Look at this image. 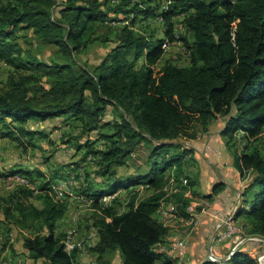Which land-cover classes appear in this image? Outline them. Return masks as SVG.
<instances>
[{"label": "trees", "instance_id": "1", "mask_svg": "<svg viewBox=\"0 0 264 264\" xmlns=\"http://www.w3.org/2000/svg\"><path fill=\"white\" fill-rule=\"evenodd\" d=\"M129 2L0 0V60L11 68L0 90V137H10L26 148L22 137L49 134L27 129L24 124L29 120L71 118L79 134L65 132L63 141L84 149L82 160L95 159L94 170L67 168L48 179L38 170L39 175L25 168L10 170L40 183L36 191L22 186L0 196L4 212L3 218L0 214L4 235L0 257L6 247L11 255L15 253L10 231L16 226L35 232L25 236L23 244L32 264H78L79 257L83 259L80 246L66 237L67 231H58L69 202L56 200L49 191L55 180L74 172V182L77 178L79 182L76 192L93 200L88 226L97 233L88 250L91 259L82 264H177L174 252L159 249L170 231L158 215L159 206L167 199L181 216H188L192 177L169 171L184 158L178 150L184 147L180 139L188 123L196 118L208 127L219 116L225 118L223 134L230 138L246 131L245 148L235 152V163L241 172L252 169L253 173L243 194L249 207L237 215L247 212L248 233L264 237V0H141L132 6ZM120 13L135 15L130 24H107ZM158 15L164 27L161 37L157 29H150V23L157 21L148 19ZM140 20L144 29L138 31L134 26ZM20 29L31 30L42 44L56 47V57L48 61L22 45V35L32 41ZM176 34L190 51L189 59L178 63L164 56L158 74L154 65L166 55L164 40L175 41ZM101 42L107 52L99 63L77 60L86 47ZM141 58L145 62L140 63ZM44 76L48 81H41ZM143 146L148 152L141 166L149 170L120 174L123 167L139 165V170L134 157ZM104 176L118 181H104ZM129 177L135 182H129ZM171 179L174 193L169 194L166 187ZM136 185H147L154 192L142 198L133 189L124 199L115 196L109 203L102 202L105 195ZM256 187L249 200L247 192ZM219 189L216 185L215 191ZM64 242L70 250H65ZM241 248L225 262L207 258L202 264H262L258 256ZM114 253L121 256L120 262L109 257Z\"/></svg>", "mask_w": 264, "mask_h": 264}, {"label": "rangeland", "instance_id": "2", "mask_svg": "<svg viewBox=\"0 0 264 264\" xmlns=\"http://www.w3.org/2000/svg\"><path fill=\"white\" fill-rule=\"evenodd\" d=\"M122 1H127V0H112L113 4H117L119 2ZM130 5H134V3L136 2H140L141 0H129ZM164 0H160V3H163ZM146 5V4H144ZM126 9V8H125ZM135 14H132L130 17H128L127 15L120 13V15L118 14L117 17L113 20H107V24L115 27V26H119L120 24H130L131 19L134 17ZM116 16V15H113ZM161 15H158L155 17V21L160 22L162 21V18L160 17ZM150 21H152L153 19L151 17L148 18ZM143 20H140L136 23V25L134 26L135 29H137L138 31L143 30L144 28H141L140 23ZM146 21V20H145ZM148 25V24H147ZM179 25V29L182 30L183 29V25L182 23H178ZM152 28L157 29V27L154 26V23L152 25ZM20 34H27L28 35V39L30 41H32V44H30L27 39L22 35L19 38V41L22 45H24L25 47H32L33 49H35V51L39 54L41 53L45 59H47L48 61L50 60L51 57H56L57 54V48L51 45H47V44H42L40 41H38V39L35 37V35L33 34V32L31 30H27V29H20L19 30ZM176 40L172 41V42H168V44L166 45L167 47H165L164 43L165 41H167L168 39L166 38L164 40V43L162 46H164V53H166V57H170L172 59H174V61L178 62V63H185L188 61L189 56H190V51L188 50V48L186 47V45L183 44V41L179 39V34H176ZM166 44V43H165ZM107 52V46H104L101 43H95L93 45H90L88 47H86L85 51H83L80 56L78 55V61L87 63L88 65H94L100 62V60L102 59V57L105 55V53ZM165 58V57H164ZM182 65V64H181ZM159 66H157L155 68V72H158V74L160 73V69L158 68ZM11 72V68L4 63L2 60H0V90H2L8 81L9 75ZM48 77L44 76L42 77L41 81L42 82H46ZM65 118V117H62ZM106 118H112L111 114H107ZM34 122H36V120H32ZM71 123H70V122ZM43 122V121H41ZM49 124H40V126L42 127V130H45L46 132L49 133V136L45 137V138H38L39 143L37 141L36 144L37 146H29L27 149L22 148L21 146H19L17 144L16 141H10L8 142V140H4L1 139L0 140V158H2L3 160H5V164L7 165V167L10 166H20V167H25L27 169H31L34 170V168L36 169H40L41 171H45L46 174H44L45 176L43 178H49L51 175V172L53 171L52 169L54 168H59L60 165L62 163H65L67 167H70V164H74V162H81L83 163L82 157L84 154V149L80 150V149H76L75 146L73 145H69V143H65L63 141V133L65 132H70L73 134L78 135L79 134V129L78 127H76L75 125V120L69 118V119H61V120H53L50 119V121L48 122ZM27 126V124H25V127ZM30 127V129H35L32 127H35L33 124L28 125ZM40 127V128H41ZM27 128V127H26ZM37 128V127H36ZM246 133V131L244 130H240L238 132H236L235 134V139H231L230 142L232 143V146H236L235 144V140H237V142L242 141L241 145L243 147H245V143H246V138H244V134ZM264 133V131H263ZM92 139L96 138V133H93L91 135ZM230 138V137H229ZM244 138V140H243ZM85 141V137L82 138L81 143ZM262 142L259 141V144H261ZM98 145V143L96 144ZM143 148L141 149L139 155H136V160H140L145 157L147 155L148 150H143ZM142 164V163H139ZM139 165H135L134 167L136 168ZM88 167H91V165H86L84 164L82 166V169H84V173L85 171L88 170ZM134 167L132 166L131 169L129 168H124L122 170V175H126L129 173H132V171L135 173L137 171H140V173H145L149 170L148 166H142L139 167V170L136 168L134 169ZM9 172V174L7 173ZM16 173V172H15ZM21 173V172H20ZM18 173V174H20ZM24 173V172H22ZM252 169H245V171L242 172L243 177H246V182H248L250 180V178L252 177ZM4 174H8L4 175ZM26 174V173H24ZM133 174V173H132ZM14 174H12L11 171H5L2 172V174H0V196H7L11 190H15L20 186V184L16 183L17 179H14L13 176ZM49 175V176H48ZM12 176V177H11ZM67 176H75L76 174L74 172H70V174H68ZM70 178V177H69ZM37 179V178H36ZM57 179L54 182H58V180L62 181L63 180H67L66 179ZM94 179L96 181H101L100 177H95ZM31 180L33 182L29 183V187L30 189L36 191V186L32 185V183H37L38 182V188H39V183L40 180H36L34 181L33 178H31ZM104 181H108V182H115L118 181L117 178H115L114 176H104L103 177ZM59 181V182H60ZM72 181V182H71ZM129 182H135V178L133 177H129L128 179ZM69 182V183H68ZM67 190L69 192L68 194H64V190L63 191H58L57 193L54 191H51V195L55 197L56 200H61V202H63V200H68V202H71V205L69 207V212L68 215L64 218V220L62 221V229L60 232L62 231H67L66 233V237L67 235L70 236L71 241L73 244H78L80 246V248H78V250L83 252V259H81L79 257L78 259V264H82V260H89L91 259L90 257L92 256V254L88 251L90 247H88L89 245H91V247L94 245L95 240L97 238V233L96 230H94V227H90L88 226V224L90 225L91 223V213L94 210V208L92 207V202L93 200L86 197L85 195H82L80 193H77L75 190V187L78 184V178L76 180V184L74 182V179L67 181ZM70 184V185H69ZM174 182L172 181V179L170 180V184L169 186H167V190L169 192V194L174 193L172 192V190L174 189ZM145 186V185H144ZM143 185L140 186V188L144 187ZM172 186V187H170ZM25 187V186H24ZM64 187V184H63ZM77 188V187H76ZM128 187H125L124 189H126ZM63 189V188H61ZM144 190V189H143ZM171 190V191H170ZM258 191V188H254L251 189L247 192V197L249 198V200L252 199L254 193ZM41 192V191H40ZM38 192V193H40ZM54 193V194H53ZM56 193V194H55ZM191 194V192H189ZM69 196L70 198H80V199H70L69 201ZM114 197V195H105L104 198L102 199V202L104 203H109L112 198ZM191 197H193V195L191 194ZM193 198H197V197H193ZM199 199H203V205L205 204H211V199L209 197H198ZM244 198L241 197V199H238L236 201V206L234 208V210H231L233 212L232 216L234 219L237 220V222L239 224H237L238 226H242L244 227V229L246 230V234H238L236 235V238H244L247 236H251L253 238H257V239H262L261 236L259 235H251L248 233L247 228L245 227L244 223L246 222V220L249 219L247 212L246 213H242L240 214L238 217H234L236 216V211L241 207L239 206L241 204V202H243ZM32 202L36 203V204H40L39 200L37 198H33ZM163 205L165 204V207L167 208L168 205L167 203H173V202H169L167 199H164L162 201ZM161 204V206H162ZM164 207V208H165ZM187 208V207H186ZM68 209V208H67ZM171 209L167 208V211H170ZM194 214V210L192 211ZM202 213H205V207L204 206H196L195 209V215L200 216L203 215ZM0 214L2 216V218L4 217V212H3V207L0 205ZM161 215V217L164 216L163 212L159 213ZM170 214V213H169ZM74 216H75V221H74ZM230 215L229 218L232 217ZM167 216H165L166 219ZM90 218V220H89ZM184 219H182L181 221H175L176 219H171L170 224H172L173 222L175 223H181V226L184 228L183 232L185 234L187 233H191L192 230L194 229V224H195V217H193V222L192 219L188 220L189 214L188 216H183ZM161 219V218H160ZM163 218V224H164V220ZM230 220L226 217V221ZM192 222V223H190ZM244 222V223H243ZM76 227L78 229V231L80 232L79 237L78 234H74L77 233L76 231ZM11 230L14 233H11V241H14L13 244V248L11 246V250H13L12 252H15L13 255V258L16 256H20L23 260H22V264H32V259H29V257L25 254V248L23 247L24 244V239L25 236H32L34 235L35 232H33V230L29 229V228H21V227H16L13 226L11 228ZM84 234V236L82 235ZM184 238V237H183ZM259 245H262V247L259 249L260 253H262L263 249H264V244L263 243H258ZM86 247H88V249H85ZM240 249V248H238ZM25 251V252H24ZM260 253L258 254V252L255 253V255H260ZM230 255V254H229ZM109 257L113 258L115 261H121V256L119 254H112ZM210 259V257H208ZM17 260V259H16ZM13 261H15L13 259ZM181 262V261H180ZM262 262V261H261ZM18 263V262H17ZM2 264H8L6 261H4ZM19 264L20 261H19Z\"/></svg>", "mask_w": 264, "mask_h": 264}, {"label": "crops", "instance_id": "3", "mask_svg": "<svg viewBox=\"0 0 264 264\" xmlns=\"http://www.w3.org/2000/svg\"><path fill=\"white\" fill-rule=\"evenodd\" d=\"M153 23H154V26L157 27V30H158L157 36L161 37L163 34L162 31L164 27L161 25V23L159 24V22H151L150 24L152 25ZM151 28L152 26L150 27V29ZM164 56L165 54L161 57L160 61H158V63L154 65L155 68L159 66L158 68L161 70L160 63L162 59L164 58ZM142 62H145L144 58H141L140 63ZM61 119H65V118L61 117V118L53 119V120H61ZM41 121L34 122L32 120H29L25 124H27L26 126L27 129H30L28 125L33 124L35 126V127H32V128H35L34 130H42V127L40 126V124L41 123L49 124L48 122L50 121V119H47L43 122ZM224 128H225V118L221 116L209 122L208 127H206L205 125H202L198 120H196V118L191 120L185 129L183 137L180 139L184 147L179 149L178 153L182 155L184 154V158L179 164H174V166H172V169H170L169 172H171V174L173 175L177 173V170L178 172L180 170L181 175L182 174L190 175L192 177V184L189 190L191 191V194L193 195V197L198 198V197H204L205 195H210V199L213 202V207L215 209L216 208L222 209L224 212H226L230 208L231 210H234L236 206V201L239 198V196H241L244 199L246 198V196L243 194L246 190L247 182H246V177L245 178L243 177L242 172L240 171L239 167L236 165L235 156H234L236 151L240 153L244 150L245 147L241 145L242 141L237 142L236 140H235L236 146H232V143L230 142V140L233 138H229L230 136L228 134H225V133L223 134ZM45 137L47 136L42 137L39 135H35L33 137L26 136L22 138L24 139V142L26 144V149H27L31 145L37 146L35 141L39 143L38 138H45ZM1 139L8 140V142L16 141L7 136L6 137L1 136L0 140ZM97 143L98 145L96 146L101 148V144L99 142ZM21 147L24 148L23 146ZM142 148L143 150H146L144 146ZM134 158L136 159V157ZM93 159L91 160L90 157H88L86 160H83V163L74 162V164L70 167L64 166L66 164L62 163L59 168L52 169L53 171L51 172L50 177H53V175L62 173L64 169H67V168H74L73 170H75L76 172H83L84 169H82V166L84 164L91 165V167H88V170H94L95 159L94 161ZM143 159H141L142 162H140V160H137L138 164L143 163ZM77 164L79 165L78 167H76ZM134 166L135 165H133V167ZM14 168L22 169L25 167L23 166L20 167L18 165L17 166L12 165L10 167H7V165L5 164V160L0 158V173L5 172V171H10L11 169H14ZM129 169H131V167ZM134 169L136 168L134 167ZM35 170H38V171H41V170L37 168L36 169L34 168L33 170L35 174L39 175L38 172H36ZM122 170L123 168H121L120 174L122 173ZM41 172L46 174L45 171L43 170ZM7 173L9 174V172ZM132 173H135V170L134 172L132 171ZM132 173H129V174H132ZM8 174H4V175H8ZM93 182L97 184L95 180H93ZM216 185H219L220 187L218 191H215ZM140 186L142 185H136V186L128 187L126 189H120L118 192H116L113 195L114 197L120 196L121 198L124 199V197H126L131 190L136 189L140 192V196L144 198L145 196L154 192V190L148 189L147 185L145 186L143 185L144 187L142 188H140ZM189 190H186V192ZM71 202L72 201L68 203V209H67L68 212L70 211L69 207L71 205ZM167 204H170L168 205L167 208L171 210L167 211V208L165 207V214H169V213L173 214L174 210H176L174 204L173 203H167ZM162 206L164 205L162 204ZM239 206L241 207L235 212L236 216L234 217H238L237 212L241 208L245 209L246 207H249L244 203V200L243 202H241ZM193 210L194 208L192 207V211ZM231 210L230 212L227 213V216H226L227 218H229L230 215L232 216L233 212ZM192 211L191 212L187 211V212L189 213V217H190L188 220L192 219V222H193L194 220L192 216L193 214ZM68 212H67V215H68ZM159 213L160 212L158 211L159 217L161 219L163 218L165 219V217L164 216L161 217ZM202 214L203 215H200L199 220L196 226L194 227V229L192 230V232L188 234L189 245H188V250L186 251V254L182 255L181 257H178L177 254L175 253V256L177 257V264H185V260H189L187 264H202L203 262L207 261L208 255L210 254V251H211V248H209V245L210 243H212L213 237L215 234V227H214L215 218L212 212L210 211L206 212V214L205 213H202ZM180 218L184 219L183 216L181 215H180ZM171 219H176V217L167 216L166 219L164 220V225L169 224ZM178 220L179 219L175 221H178ZM62 221L59 223L58 231L62 229V226H61L63 224ZM74 221H75V216H74ZM167 227L170 228L169 235L166 236L167 241L166 243L159 244L160 245L159 249H165V251L166 250L171 251L169 248L170 247L169 242L181 239L185 237V234L183 232L184 228L181 226V223L173 222L172 224H170V226H167ZM10 232L14 233L12 230ZM3 236H4L3 233L0 234V240L3 239ZM234 242H235V239H227V241H225L224 243H221V244L214 243L213 244V249L216 254L225 255V260H221V262L227 261L231 257V255L229 254L235 251L236 248H233L232 250H230ZM0 245L2 246V244ZM261 247L262 246H260L256 242H248L247 244H244L241 249L243 252H246L252 256H255V253L259 251ZM171 252H174V251H171ZM257 256L260 261L261 260L260 256L259 255ZM13 259L15 261H13ZM210 259L213 261H217L215 257H210ZM0 260H1L0 264H2L4 261H6L8 264H19V261H20V263L22 264L23 259L20 256H17V257L15 256L13 258V255H11L10 251H8L6 247L4 251L2 252Z\"/></svg>", "mask_w": 264, "mask_h": 264}, {"label": "built area", "instance_id": "4", "mask_svg": "<svg viewBox=\"0 0 264 264\" xmlns=\"http://www.w3.org/2000/svg\"><path fill=\"white\" fill-rule=\"evenodd\" d=\"M164 9H166L165 6H164ZM153 20L155 21V17L153 18ZM167 44H168V42H166L165 47H167L166 46ZM90 159L92 160L91 157H90ZM70 180H71V178H68V181H70ZM22 181H24V180L20 177V182H22ZM58 181H60V180H58ZM32 185H35L36 189H38V182L32 183ZM170 187H172V186H170ZM62 190H64V194L69 195V192L67 190V182H64V188ZM186 196H188V191L186 192ZM190 198H191L190 202L186 207H193L194 208V214H192V216L195 217L194 227L196 226V224L199 220V217H200V216L195 215L196 206H204L205 207V214H206V212L210 211V212H212V214L215 218V225H214L215 234H214L212 243H210V245H209V248H211V251H210V254L208 255V257H215L217 259V261L225 260V255H218L214 252L213 244L214 243H218V244L224 243L225 241H227V239H235V242L232 245V248L230 250H232L233 248H241L248 241H257L258 243L260 242V243L264 244L263 239H257V238H253L251 236H247L244 238H236V231H239V229H231L230 225L226 224V216H227V213L230 212L231 208L228 211L224 212L222 209H218V208L215 209L213 207L212 200H211V204L203 205V199L193 198V197H190ZM70 199L72 200V199H80V198H70V196H69V201H70ZM238 199H241V196H239ZM164 207H165V204H164V206H159V212H164V217L165 216H172V217H176L177 219H179L181 221L179 208L177 210H174L173 214H165V208ZM161 221L163 223V219H161ZM165 225L170 226L169 224H165ZM76 231H77V233H74V234H78V237H79L80 232L78 231L77 227H76ZM188 234H190V233H187L186 237H184V238L169 242L170 243V247H169L170 250L174 251V253H176L178 257L185 255L186 251L188 250V245H189ZM64 246H65L66 251L70 250V244H68L67 242H64ZM88 247H91V245H89ZM88 247H86L85 249H88ZM161 250H165V249H161ZM257 252L259 254L260 250ZM259 256H260L262 264H263L264 249H263L262 253H260ZM188 262H189V260H185V264H187Z\"/></svg>", "mask_w": 264, "mask_h": 264}, {"label": "bare ground", "instance_id": "5", "mask_svg": "<svg viewBox=\"0 0 264 264\" xmlns=\"http://www.w3.org/2000/svg\"><path fill=\"white\" fill-rule=\"evenodd\" d=\"M8 176V175H7ZM14 177V179H17L16 180V183H18V184H20V186H29V183H31L30 182V180L26 177V176H24L23 174L21 175V174H14L13 175ZM12 177V176H11ZM20 177L25 181H22V182H20ZM71 178V180L72 179H74V176H71L70 177ZM68 181V179L67 180H63V182L62 181H60V182H56V183H53L52 185H51V189H49V191H50V194H51V191H54V192H60V191H63L61 188H64L63 187V184H64V182H67ZM72 182V181H71ZM69 183V182H68ZM68 185V184H67ZM70 185V184H69ZM55 193V194H56ZM54 194V193H53ZM54 197V196H53ZM55 198V197H54ZM187 211L188 212H191L192 211V207H187ZM228 219H230V220H227L226 221V224L227 225H230V227H231V229H239V231H236V235H238V234H246V230L244 229V227H242L241 225L240 226H238L237 224H239L238 222H237V220L236 219H234L233 218V216L231 217V218H228ZM236 249H238V248H236ZM235 249V250H236ZM263 264H264V260H263Z\"/></svg>", "mask_w": 264, "mask_h": 264}, {"label": "water", "instance_id": "6", "mask_svg": "<svg viewBox=\"0 0 264 264\" xmlns=\"http://www.w3.org/2000/svg\"><path fill=\"white\" fill-rule=\"evenodd\" d=\"M262 237V239L264 240V237L263 236H261Z\"/></svg>", "mask_w": 264, "mask_h": 264}]
</instances>
